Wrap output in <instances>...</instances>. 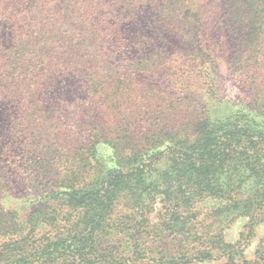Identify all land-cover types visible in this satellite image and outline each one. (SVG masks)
<instances>
[{
    "label": "trees",
    "instance_id": "1",
    "mask_svg": "<svg viewBox=\"0 0 264 264\" xmlns=\"http://www.w3.org/2000/svg\"><path fill=\"white\" fill-rule=\"evenodd\" d=\"M207 2L0 0V80L22 89L42 82L58 52L92 85L110 55L127 59L126 22L149 15L172 27L184 15L197 31L205 27ZM224 3L236 17L226 27L240 47L228 64L250 91H264V0ZM189 45L200 59L195 40ZM109 46L118 47L110 53ZM130 128L122 124L128 137L111 142L112 167L95 157L90 141L76 148L86 166L79 165L64 193L52 192L27 217L1 214L0 264H264V238L252 260L242 248L264 223V100L254 98L237 115L204 121L182 135L149 130L137 139ZM98 133L91 140L105 137ZM238 217L249 218V232L232 244L223 232Z\"/></svg>",
    "mask_w": 264,
    "mask_h": 264
},
{
    "label": "rangeland",
    "instance_id": "2",
    "mask_svg": "<svg viewBox=\"0 0 264 264\" xmlns=\"http://www.w3.org/2000/svg\"><path fill=\"white\" fill-rule=\"evenodd\" d=\"M224 2L208 0L205 27L197 31L184 15L175 17L172 27L149 15L137 24L126 22L121 38L127 59L110 55L104 72H95L92 85L70 69L74 60H59L58 52L42 82L35 80V85L22 89L19 83L0 80V216L10 212L27 217L52 192L64 193L75 183L79 165L86 166L85 155L76 157V148L90 141L96 144L95 157L112 167L111 142L129 135L122 132V124H130L137 139L145 138L149 130L151 135L167 130L182 135L197 131L204 121L237 115L254 98L263 102L264 91H250L228 64L240 47L233 41L237 36L233 28L226 27L236 17ZM190 39L202 51L200 59L193 54ZM117 47L106 50L112 53ZM35 96L42 106L33 104L38 101ZM97 132L105 137L91 140L90 134ZM249 222L236 218L225 228V239L240 242L241 234L249 232ZM263 238L260 223L248 243L243 239L247 260L254 258Z\"/></svg>",
    "mask_w": 264,
    "mask_h": 264
}]
</instances>
